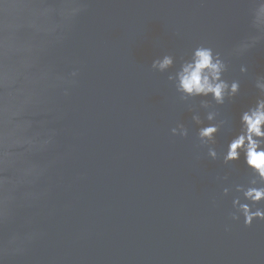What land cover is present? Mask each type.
Listing matches in <instances>:
<instances>
[{
  "label": "water",
  "instance_id": "1",
  "mask_svg": "<svg viewBox=\"0 0 264 264\" xmlns=\"http://www.w3.org/2000/svg\"><path fill=\"white\" fill-rule=\"evenodd\" d=\"M257 3L0 0V264H264V220L230 215L247 203L243 156H208L211 97L181 100L168 80L199 45L224 58L241 88L213 102L222 153L264 75V39L233 51ZM166 54L172 68L154 70Z\"/></svg>",
  "mask_w": 264,
  "mask_h": 264
},
{
  "label": "clouds",
  "instance_id": "2",
  "mask_svg": "<svg viewBox=\"0 0 264 264\" xmlns=\"http://www.w3.org/2000/svg\"><path fill=\"white\" fill-rule=\"evenodd\" d=\"M75 11L74 9L73 12ZM252 27L256 30V34L242 40L233 50L235 54L247 52L264 39V0H258L253 10ZM173 65L174 57L166 54L153 60L151 67L163 73ZM227 69L228 65L220 53L209 46L199 45L193 49L190 57L180 64L179 69L168 76V80L174 82L181 100L211 97V100L200 101V107L208 110L205 119L209 123L204 125L198 112L193 113L192 120L197 125H204L199 127L197 135L201 145L208 146V156L212 160L220 156L223 163L229 165L243 156L250 177L247 186L236 185L235 191L241 193L247 203L241 202V197L236 196L232 201L235 212L230 215L234 221L243 216L244 224L251 226L254 219L264 220V209L253 210L254 205L264 201V75H257L255 78L254 86L258 90V96L254 103L240 113L239 131L228 141L225 150L218 154L210 145L216 143V135L225 121L214 122L217 121L218 112L213 102L214 105H224L226 101H233L241 88L239 80L228 81L224 78ZM240 71L245 73L247 68L241 66ZM73 75L75 76L76 73ZM171 132L181 137L188 135V129L182 123L172 128ZM223 179L226 180L227 176ZM229 191L230 189L225 187L223 194L228 195Z\"/></svg>",
  "mask_w": 264,
  "mask_h": 264
}]
</instances>
